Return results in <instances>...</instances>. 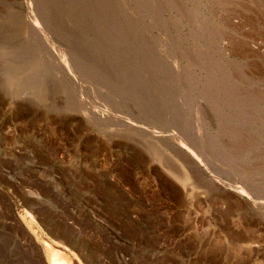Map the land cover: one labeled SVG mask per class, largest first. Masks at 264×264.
<instances>
[{
	"label": "rangeland",
	"instance_id": "rangeland-1",
	"mask_svg": "<svg viewBox=\"0 0 264 264\" xmlns=\"http://www.w3.org/2000/svg\"><path fill=\"white\" fill-rule=\"evenodd\" d=\"M264 264V0H0V264Z\"/></svg>",
	"mask_w": 264,
	"mask_h": 264
},
{
	"label": "bare ground",
	"instance_id": "bare-ground-1",
	"mask_svg": "<svg viewBox=\"0 0 264 264\" xmlns=\"http://www.w3.org/2000/svg\"><path fill=\"white\" fill-rule=\"evenodd\" d=\"M45 251L51 264H77V261L71 254L65 250L57 249L53 244L44 242Z\"/></svg>",
	"mask_w": 264,
	"mask_h": 264
}]
</instances>
